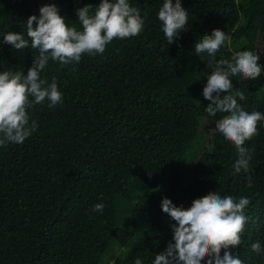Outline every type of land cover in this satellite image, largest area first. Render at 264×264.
Masks as SVG:
<instances>
[{
	"label": "trees",
	"instance_id": "obj_1",
	"mask_svg": "<svg viewBox=\"0 0 264 264\" xmlns=\"http://www.w3.org/2000/svg\"><path fill=\"white\" fill-rule=\"evenodd\" d=\"M100 2L0 0V73L32 66L38 50L17 51L3 35L27 39V19L40 7L54 3L82 30L76 10L90 5L91 15ZM128 2L140 9L143 31L78 63L49 59L41 78H55L62 102L27 109L36 130L22 144L0 146V264H153L174 243L162 199L187 209L209 192L249 199L241 244L228 251L243 264H264V251L251 249L259 241L264 250V121L243 145L249 172L234 174L238 151L213 130L224 114L209 116L202 95L210 61L251 51L261 75L230 77L231 94L243 90L242 108L264 113V0H181L187 31L171 45L158 19L164 0ZM214 29L229 39L214 58L196 55L195 44ZM98 203L102 212L93 211Z\"/></svg>",
	"mask_w": 264,
	"mask_h": 264
},
{
	"label": "clouds",
	"instance_id": "obj_2",
	"mask_svg": "<svg viewBox=\"0 0 264 264\" xmlns=\"http://www.w3.org/2000/svg\"><path fill=\"white\" fill-rule=\"evenodd\" d=\"M90 9L92 6L88 5L76 10L82 30L69 26L59 14L58 7L50 3L40 7L38 17H28L25 24L27 39L17 32L3 35V42L13 49L31 48L38 50V56L26 74L11 70L0 73V146L22 144L36 130L37 123H29L27 109L46 99L49 107L62 102L55 78L50 84L41 78L49 59L62 65L78 63L84 54L102 55L106 45L114 39L131 38L143 31L144 19L140 9L132 7L128 0H101L91 15ZM158 19L169 45L181 32L187 31L188 12L182 7L181 0H175V3L164 0ZM228 39L224 31L214 29L195 44V54L207 53L214 58ZM258 60V54L245 50L234 53L230 61H210L214 62V71L207 76L202 92L204 99L210 101L205 108L208 115L224 114L216 120L213 130L222 134L238 151L234 174L249 172L251 154L243 145L258 134L257 125L264 121V113H249L242 108L238 99H245L244 92L238 89L231 94L233 84L230 77L239 75L245 81L257 79L262 72ZM221 93L227 94L221 98ZM248 180L251 186L250 176ZM249 203L244 197L237 200L209 192L194 199L185 209L163 198L161 210L175 222L172 225L174 243L169 242L164 251L155 255L153 264H203L206 258V264H243L239 256H234L228 249L241 244V233L247 221L244 209ZM104 207L98 203L93 211L102 212ZM222 249L224 254L221 257ZM251 249L257 254L264 251L259 241L253 243ZM134 264H142V261L137 258Z\"/></svg>",
	"mask_w": 264,
	"mask_h": 264
},
{
	"label": "rangeland",
	"instance_id": "obj_3",
	"mask_svg": "<svg viewBox=\"0 0 264 264\" xmlns=\"http://www.w3.org/2000/svg\"><path fill=\"white\" fill-rule=\"evenodd\" d=\"M203 121H204V123H203ZM202 123L206 126V127H208V120H205V118L202 120ZM100 264H106V261H101V263Z\"/></svg>",
	"mask_w": 264,
	"mask_h": 264
}]
</instances>
